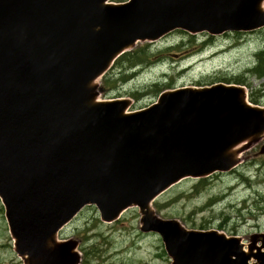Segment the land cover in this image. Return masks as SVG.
Here are the masks:
<instances>
[{
  "label": "water",
  "instance_id": "obj_1",
  "mask_svg": "<svg viewBox=\"0 0 264 264\" xmlns=\"http://www.w3.org/2000/svg\"><path fill=\"white\" fill-rule=\"evenodd\" d=\"M264 0H0V198L24 264H77L57 239L84 206L116 220L137 207L170 264H264L261 245L160 217L153 200L183 178L226 172L264 137V107L236 84L165 90L127 112L97 101L99 78L138 41L264 26ZM264 151V149H263Z\"/></svg>",
  "mask_w": 264,
  "mask_h": 264
},
{
  "label": "rangeland",
  "instance_id": "obj_2",
  "mask_svg": "<svg viewBox=\"0 0 264 264\" xmlns=\"http://www.w3.org/2000/svg\"><path fill=\"white\" fill-rule=\"evenodd\" d=\"M114 2V1H113ZM264 8V2L262 3ZM264 49V26L246 32L191 34L175 29L155 41H138L129 50L141 63L112 65L98 84L105 100L127 98L129 111L150 105L157 90L212 84L244 85L249 100L264 107V81L251 68ZM240 76L239 80L234 77ZM110 78L109 80H106ZM236 81L237 83H234ZM264 137L240 154L238 167L210 177L184 178L161 193L152 206L164 219L176 218L187 228L209 227L238 236L244 248L264 235ZM137 207L112 222L100 219L95 206H85L58 232L75 240L77 264H170L161 238L139 230ZM0 264H24L14 250L0 200Z\"/></svg>",
  "mask_w": 264,
  "mask_h": 264
},
{
  "label": "trees",
  "instance_id": "obj_3",
  "mask_svg": "<svg viewBox=\"0 0 264 264\" xmlns=\"http://www.w3.org/2000/svg\"><path fill=\"white\" fill-rule=\"evenodd\" d=\"M115 1H122V0H115ZM257 55V63L251 68L252 73L256 76V78L262 79L264 81V49L258 51L256 53ZM141 60H143L142 57H137L132 54V50L123 53L120 55L114 62V64H117L118 67L122 66L123 62H126L128 64H138L141 63ZM236 80H239L241 78L240 76L234 77ZM110 78H107L106 80H109ZM234 83H237L236 81H233ZM239 84V83H238ZM264 85V83H263ZM264 87V86H263ZM102 89V87H100ZM158 91V90H157ZM252 101L254 100L253 97L250 98ZM250 100V101H251ZM254 102V101H253Z\"/></svg>",
  "mask_w": 264,
  "mask_h": 264
},
{
  "label": "bare ground",
  "instance_id": "obj_4",
  "mask_svg": "<svg viewBox=\"0 0 264 264\" xmlns=\"http://www.w3.org/2000/svg\"><path fill=\"white\" fill-rule=\"evenodd\" d=\"M122 214H123V212L120 215H122Z\"/></svg>",
  "mask_w": 264,
  "mask_h": 264
}]
</instances>
